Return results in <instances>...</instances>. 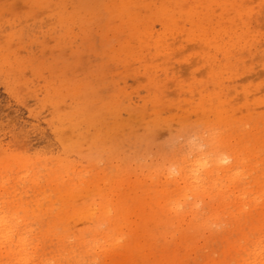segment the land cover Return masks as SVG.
Listing matches in <instances>:
<instances>
[{
  "label": "rangeland",
  "instance_id": "374dc122",
  "mask_svg": "<svg viewBox=\"0 0 264 264\" xmlns=\"http://www.w3.org/2000/svg\"><path fill=\"white\" fill-rule=\"evenodd\" d=\"M0 264H264V0H0Z\"/></svg>",
  "mask_w": 264,
  "mask_h": 264
},
{
  "label": "bare ground",
  "instance_id": "6f19581e",
  "mask_svg": "<svg viewBox=\"0 0 264 264\" xmlns=\"http://www.w3.org/2000/svg\"><path fill=\"white\" fill-rule=\"evenodd\" d=\"M217 165H218L219 167H221V166H223V162L220 160V161L218 162ZM187 186H188V185H187ZM187 186H186V188H188ZM189 190H190V188H189ZM189 190H188V191H185L184 194L187 195L188 192H189Z\"/></svg>",
  "mask_w": 264,
  "mask_h": 264
}]
</instances>
